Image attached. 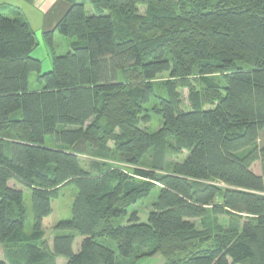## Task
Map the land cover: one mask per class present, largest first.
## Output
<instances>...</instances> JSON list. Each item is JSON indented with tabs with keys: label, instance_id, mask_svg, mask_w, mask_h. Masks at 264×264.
I'll return each instance as SVG.
<instances>
[{
	"label": "trees",
	"instance_id": "16d2710c",
	"mask_svg": "<svg viewBox=\"0 0 264 264\" xmlns=\"http://www.w3.org/2000/svg\"><path fill=\"white\" fill-rule=\"evenodd\" d=\"M67 1L46 42L76 41L44 74L27 20L0 12V264H264V0ZM12 182L31 191V233ZM71 185L51 249L45 220ZM155 189L144 223L131 210Z\"/></svg>",
	"mask_w": 264,
	"mask_h": 264
},
{
	"label": "rangeland",
	"instance_id": "374dc122",
	"mask_svg": "<svg viewBox=\"0 0 264 264\" xmlns=\"http://www.w3.org/2000/svg\"><path fill=\"white\" fill-rule=\"evenodd\" d=\"M141 12H142V14H144L145 9H142ZM75 41H76V39H75ZM55 42H56L55 49L57 50L58 54H63L62 52H64V51H62V47L59 46V44L62 43V41H55ZM46 44H47V42H46ZM46 48L48 49L49 55L52 58L53 57V50L51 49L50 46H48V44H47ZM42 56L45 58V61L43 63V67H44V69H47L48 68V61H47L48 54L45 52L42 54ZM44 69L41 70L42 74L48 72V71H45ZM37 78H38L37 74H33L30 78V90L31 91L37 89V85H38ZM168 78H169L168 74H163L159 77L158 85H157V94L159 96L165 95V92L163 90V84L168 80ZM179 92H180L181 99H182L181 109L183 111H190L191 105H190V101H189V90L188 89H180ZM148 109H149V107H148ZM148 114L151 115L152 122L149 125L145 126V128H147L149 132L158 130L160 128V125H161L160 120L157 118L156 115L153 114V112H151V113L148 112ZM5 137H6V139L11 138L10 136H8V134ZM47 143L49 146L55 145L54 142H51L50 138H48ZM186 156H187V154H184L183 156L178 157V158L173 157V158H171V160L181 162L185 159ZM253 171L257 175H262L261 164L257 163L256 165H254ZM11 185L14 187H18L19 189L23 190V192H24V203H25V207L27 210L26 232L31 233L33 228H34V210H33L31 191L28 188H26V187H24L21 184H18L16 182H12ZM159 191H160L159 189H155L149 197L145 198L139 204H137L134 208H132L131 213L136 212L142 222H144V223L148 222L149 215L153 210V204L155 201H157V199L159 197ZM77 194H78V191H77L75 186H73V185L67 186V187L62 189L59 199H57L53 203V213L49 218H47L45 220V231H46L45 240L50 244L51 249L53 248V242H54L55 235L58 234V232L55 230V226L61 221L70 220L72 218V206H73L74 201L77 197ZM129 218L130 217H126L125 220L123 221V223L127 224V222L129 221ZM196 222H197V225L199 227H201V222L200 221H196ZM220 222L223 224H226V223H228V220L226 218H220ZM60 233L67 235V234H70L71 232L70 231H64V232H60ZM82 241H83V237L76 234V240H75V243L73 246L75 253H77L79 251ZM106 244L108 246H112V248H114L115 250L117 249L116 242H114L112 240H106ZM3 258H4V249H3V247L0 246V260H2ZM58 264H66V260L61 258L58 260ZM137 264H158V261L153 259V258H145V259L140 260Z\"/></svg>",
	"mask_w": 264,
	"mask_h": 264
},
{
	"label": "crops",
	"instance_id": "0c3cea01",
	"mask_svg": "<svg viewBox=\"0 0 264 264\" xmlns=\"http://www.w3.org/2000/svg\"><path fill=\"white\" fill-rule=\"evenodd\" d=\"M78 1L83 2L84 0ZM70 6L71 5L67 0H0V12L2 14L8 17H15L14 10H18L27 20L30 27L35 32L38 40V47L34 50L32 57L41 62L43 70L45 58L42 54L46 52L48 54V68L44 70L48 72L53 70V57H50L48 49L46 48L48 43L46 44L45 35L46 33L55 31L57 24L67 14ZM87 9L89 13L93 14L94 9L92 6L88 5ZM55 41H62L59 46L62 47V51H64L62 52L63 54H58L55 49ZM73 42H75V39L63 36L61 37L59 33H55L53 51L58 55H64L69 50L70 45ZM37 81V89L33 90L34 92L41 91L43 89V83L39 81L38 78Z\"/></svg>",
	"mask_w": 264,
	"mask_h": 264
}]
</instances>
